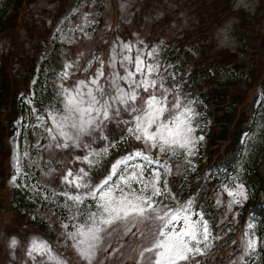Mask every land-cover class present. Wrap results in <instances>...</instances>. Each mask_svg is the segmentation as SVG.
Wrapping results in <instances>:
<instances>
[{
  "label": "snow or ice",
  "instance_id": "obj_1",
  "mask_svg": "<svg viewBox=\"0 0 264 264\" xmlns=\"http://www.w3.org/2000/svg\"><path fill=\"white\" fill-rule=\"evenodd\" d=\"M84 20L86 24L77 29L88 37L85 27H93L96 21L88 20V14ZM116 41L107 61L94 55L82 69L79 58L64 63L44 115L37 114V123L32 126L47 133L41 134L32 147L38 151L55 148L76 165L57 177L61 191L53 188L51 192L53 198L63 197V204H57L62 209L60 235L83 264H94L97 254L110 247L105 246L107 238L116 234L121 238L131 234L141 240L137 264H205L198 257H208L213 247L210 241L216 239L205 213L197 210L192 199L181 202L168 186L172 172L168 160L183 158L191 163L189 158L197 154L205 139L196 135L198 129L203 131L200 102L185 92L176 73L169 71L175 66L161 62L159 45L145 52L148 46L142 40L134 45L117 36ZM93 64L95 70L90 71ZM77 72L85 75L72 81ZM41 139L48 144L42 146ZM122 144L130 148L111 163L109 170L106 162ZM24 157L30 153L16 156V173L10 181L39 199V182L27 183L31 174L21 165ZM18 178L25 183L17 185ZM223 187L232 198L227 204L229 210L248 200L243 182ZM42 198L48 201L49 195ZM216 203L220 205L221 200ZM248 228L253 229L254 224L249 223ZM18 243L13 237L9 246L15 249ZM257 243L249 237L244 256L255 252ZM51 253L49 244L38 237L32 238L26 250L31 264H64Z\"/></svg>",
  "mask_w": 264,
  "mask_h": 264
},
{
  "label": "rangeland",
  "instance_id": "obj_2",
  "mask_svg": "<svg viewBox=\"0 0 264 264\" xmlns=\"http://www.w3.org/2000/svg\"><path fill=\"white\" fill-rule=\"evenodd\" d=\"M73 0H25L27 10L23 18V26L17 29V34H12L0 38V59L1 65L4 67L5 78L11 79L8 73L12 69V58L13 54L16 55L13 60L16 68L20 65V59H24L32 54V50L37 46H43L44 32L45 29H49L53 24V18L62 12V9H66L69 5L68 10L70 12L68 18H64L61 22V26H64L60 31V36L57 40V54L55 59V67L44 68L50 70V75H47L45 71L43 73L42 82L39 83L40 93H44L41 87L49 86L48 102L45 103L44 110L39 114L44 115L45 109L53 97V93L56 90V86L59 84L58 76L63 70V65L66 61L76 60L79 58V67L82 69L87 67L93 56H100V51L106 39L110 38V30L114 27L112 38V45L107 53L108 59L112 55V48L116 37L119 36L121 40L128 42L131 41L134 45L137 44L138 40L144 41V45L148 47L145 52L150 51L152 47L159 45L161 52L159 59L163 64L174 65V68H170V72H175L177 81L183 87L186 92L185 82H187L186 76L188 75L187 69L184 63L187 62L188 58L184 51H181L182 46L185 49L191 50V54L195 55L198 59L201 54L204 53V57L211 58L212 56L217 57L218 66H225L223 76H227L230 73L235 76L245 78L251 72H254L256 77H259L262 73L264 76V0L259 3V0H230L229 6L225 8L224 0H208V5L215 11L216 16H212L211 19L207 16H200L197 12L199 6L192 7L190 4L184 3L180 0H116V4L119 9V16L116 20L112 15L115 9L114 4L108 1H92V0H80L79 2ZM228 1V0H227ZM71 6V4H73ZM71 6V7H70ZM239 10L245 11V17L243 20L235 18V14ZM115 11V10H114ZM225 12L226 15L220 14ZM68 12V11H67ZM88 14V20H94L96 23L93 27H85V31L89 34L88 37L84 33L77 29V26L85 25L84 15ZM71 15V16H70ZM259 15V16H258ZM65 23V24H64ZM232 25H236L234 28ZM93 28L95 29L93 31ZM90 37V38H89ZM227 37V39H225ZM71 40V42H69ZM180 40L181 43H176ZM163 41V44L160 42ZM241 41H244L251 47V52L244 55L236 54L237 50H241ZM154 43V44H153ZM144 45H137L138 47L144 48ZM173 48V53L169 54L167 50ZM83 55H80V54ZM251 53V54H250ZM135 56V49L132 52ZM248 55V56H247ZM147 59V56H145ZM22 61V60H21ZM184 65V66H182ZM96 64H93L90 71H94ZM182 67V70H181ZM234 69L235 72H233ZM230 73H228V71ZM108 71V68H107ZM85 75L82 72H77L72 78L75 81L77 78H83ZM167 75V73H165ZM4 78V79H5ZM256 91L254 88L249 87H237L235 88L234 94H238L243 103L247 104L253 100ZM202 117L200 118L201 122ZM37 123V120H35ZM33 125V124H32ZM264 110L261 109L257 116L256 123L253 127V131L246 138L242 155H246V159L240 161L247 162L251 166L257 164L252 159H257L258 164L256 165L257 171L264 178V150L257 152V147L262 146L264 143ZM206 133V132H204ZM47 135L43 133V128H39L32 135H29V139H26L25 149L30 153V157H24L22 166L24 171L31 174L30 179L27 183L35 185L39 182L40 197L37 199L33 196L30 190H25L20 187H14L13 184L8 182L5 178L6 175L11 173L12 168H15L16 156L20 155L18 150V136L12 138L9 142V152H12V156H5L0 161V186L4 188L0 194V264H18L20 261L19 248L25 243L23 236L29 231L30 228L39 229L45 231L44 233L53 238L56 246L65 253L69 261L64 264H83L76 252L70 247L65 246L64 237L60 235L63 229L60 228V213L62 209L57 207V204H63V200L58 197L51 196L52 188L61 190L60 182L57 177L62 173L66 174V170L70 167H75L70 158L62 156L58 151L53 148L51 150L44 148L42 151H38L35 147L38 137L41 135ZM40 144H48V140L41 139ZM226 146V145H225ZM223 146V148L225 147ZM121 148L118 147L112 151V155L115 153L119 154ZM8 154V153H7ZM249 157V158H247ZM198 155L190 157L191 163L183 158H174L168 160V164L172 168V175L177 177L180 181L181 186H189L188 182L194 173H196V165ZM22 161V159H21ZM34 161V163H33ZM59 162V163H58ZM110 163V156L106 162L107 166ZM16 169V168H15ZM51 169H57L52 172ZM2 172L4 175L2 176ZM6 180V182H5ZM194 181V180H193ZM25 183L22 179L21 184ZM16 184L18 185L17 181ZM228 187H232L233 184H227ZM22 189L26 195L25 200L31 199L34 201L33 208L25 210L23 212L24 219L20 218L19 223L26 226L25 231L14 232L15 219L10 217V206L9 199L10 189ZM48 194L49 200L45 201L42 197ZM53 199L55 203L52 202ZM217 199L221 200V204L224 201H230L232 198L227 195V192L222 190L217 193ZM244 201L242 205L245 203ZM216 206L217 209L219 206ZM241 205H233L231 210L228 209L223 212L225 218L223 221L232 220L234 224L238 220L237 212L235 207ZM51 210H55L57 215H53ZM34 214L35 219L32 215ZM205 218L209 222L212 235L216 237L213 229V224L210 216ZM39 227H42L40 229ZM135 231V229H133ZM220 232V231H219ZM245 236L241 233L238 236L240 244V251L238 254L233 255L231 259L236 264H253L254 258L258 257L259 247L263 244L256 236L255 229L246 228ZM255 236H252V233ZM15 237L19 243L18 246L13 249L11 248L10 241ZM255 238L258 240L257 250L244 256V244L249 238ZM51 238V239H52ZM21 239V240H20ZM213 245L208 257L198 259H207L216 257L218 249L216 248V239L210 241ZM141 240L137 237H133L129 234L127 237L121 238L119 234L113 235L107 238L106 245L107 251H100L97 254L94 264H125L137 261L139 258L140 248L138 245ZM31 240L28 243L30 247ZM71 242L69 241V245ZM238 244V245H239ZM219 245V243H218ZM135 249V250H134ZM230 255V252H228ZM226 255V254H225ZM224 255V256H225ZM243 256V260L240 258ZM28 264H31L30 260H27ZM50 264H55V261H51Z\"/></svg>",
  "mask_w": 264,
  "mask_h": 264
},
{
  "label": "trees",
  "instance_id": "obj_3",
  "mask_svg": "<svg viewBox=\"0 0 264 264\" xmlns=\"http://www.w3.org/2000/svg\"><path fill=\"white\" fill-rule=\"evenodd\" d=\"M17 7V4H15ZM18 8V7H17ZM27 63L32 66L33 64V54L28 56ZM215 64H210L209 68L203 69L201 76L204 78L203 81H214L216 84V89L210 90L205 95V100L207 102L215 103L216 107V124L217 129L212 135V151L209 153L208 162L211 165L210 169L216 170L219 168L222 162H226L227 158L233 154V151L236 149V145L238 144L239 138L243 132L248 130L245 126L247 118L251 113V106H242L240 107V97L238 95H234L233 92L237 87H243L249 82L248 86H256L258 77H255L253 72L252 74L242 78L240 76L229 75V76H222L219 72V68H214ZM22 69L17 76H22L25 81L23 82L22 86L25 88L27 86V77H25L27 69L22 65ZM222 71V70H220ZM32 72V70L30 71ZM233 72L236 73V71ZM31 74V73H30ZM242 81V82H240ZM23 89L21 88V91ZM18 86L17 85H8L6 89H3L0 93V152H1V159L9 154L7 145H6V136L8 134V130L11 127L12 119H15L17 114L19 113L18 106L15 107V98L17 97ZM225 107V113H219L218 108ZM10 108V110L8 109ZM222 110V109H221ZM24 129L22 132L23 140L27 138L29 132ZM36 130H33L35 132ZM226 146L223 148V145ZM264 149V143L262 144V150ZM8 153V154H7ZM6 154V155H5ZM4 155V156H2ZM225 168L231 169L234 164H222ZM248 173L254 170L247 169ZM228 180V179H227ZM235 182L234 179H229L228 182ZM216 182V180L212 181V184ZM202 184H206V181L202 182ZM251 186L255 190L256 195H262L264 197V181L259 178V175L256 173L253 174V180L251 179ZM192 187L190 188V190ZM262 192V193H261ZM180 193L182 195L186 194L185 190L180 189ZM12 197L10 200V204L12 206V210H14L15 214L18 215L20 218L22 217V211L24 209H29L32 207V203L29 199L25 200L26 195L22 194L21 191L14 190L11 193ZM262 219L264 221V209L262 210Z\"/></svg>",
  "mask_w": 264,
  "mask_h": 264
}]
</instances>
